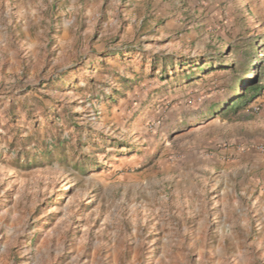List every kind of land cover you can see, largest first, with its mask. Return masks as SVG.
Returning <instances> with one entry per match:
<instances>
[{
  "label": "rangeland",
  "instance_id": "374dc122",
  "mask_svg": "<svg viewBox=\"0 0 264 264\" xmlns=\"http://www.w3.org/2000/svg\"><path fill=\"white\" fill-rule=\"evenodd\" d=\"M140 1L0 0V264H264V8Z\"/></svg>",
  "mask_w": 264,
  "mask_h": 264
},
{
  "label": "crops",
  "instance_id": "0c3cea01",
  "mask_svg": "<svg viewBox=\"0 0 264 264\" xmlns=\"http://www.w3.org/2000/svg\"><path fill=\"white\" fill-rule=\"evenodd\" d=\"M118 1L120 2L121 0ZM151 1H153L154 4H152ZM140 2V5L146 8H148V5L160 6V8L154 11L152 10L153 13L150 12L147 15L145 12L143 13V19L145 16H148L155 22L164 20L165 22L173 23L196 19L200 21L202 19L206 20L208 16L214 20L218 16L217 11H210L208 13V10L203 8L204 6L207 7L208 5L216 4V2H212L211 0H141ZM236 2L241 4V6L249 2L250 5L257 9L258 14L261 13L260 8H264V0H236ZM145 100L149 102L151 99L147 97Z\"/></svg>",
  "mask_w": 264,
  "mask_h": 264
},
{
  "label": "trees",
  "instance_id": "16d2710c",
  "mask_svg": "<svg viewBox=\"0 0 264 264\" xmlns=\"http://www.w3.org/2000/svg\"><path fill=\"white\" fill-rule=\"evenodd\" d=\"M131 52V51H130ZM141 51L138 49L136 51H132V53L137 54ZM122 55V51H115L113 52V55ZM204 61H199L196 64L190 65L188 67H185L180 71V75L183 77V80H186L189 82L191 78L198 76L197 74L206 75L207 71H205V68L207 67V64H210L209 62L203 63ZM169 66H172L171 59L164 60V59H158L153 58L151 60V70L157 69L159 67L163 68V75L165 74V69L169 68ZM226 69L232 70L231 66H226ZM233 94L234 99H232L226 107H224V110L227 112L235 113L238 110L247 107L250 105L256 98L260 96L261 91L263 90V86L260 85L258 80H249L242 88L240 87V84L237 83L233 87ZM221 104L218 105L216 108L214 107L213 112H221Z\"/></svg>",
  "mask_w": 264,
  "mask_h": 264
},
{
  "label": "built area",
  "instance_id": "2783aa9c",
  "mask_svg": "<svg viewBox=\"0 0 264 264\" xmlns=\"http://www.w3.org/2000/svg\"><path fill=\"white\" fill-rule=\"evenodd\" d=\"M256 110H258V109L256 108ZM261 151H264V148L263 149L261 148Z\"/></svg>",
  "mask_w": 264,
  "mask_h": 264
}]
</instances>
